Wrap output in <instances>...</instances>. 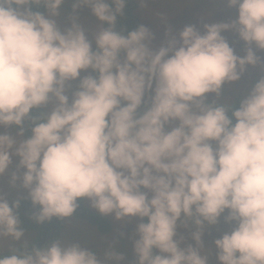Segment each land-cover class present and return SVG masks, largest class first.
<instances>
[{"label": "clouds", "instance_id": "clouds-1", "mask_svg": "<svg viewBox=\"0 0 264 264\" xmlns=\"http://www.w3.org/2000/svg\"><path fill=\"white\" fill-rule=\"evenodd\" d=\"M67 2L61 26L66 0H0V176L30 218H70L87 199L136 218L134 264H264V0H222L235 17L202 30L168 24L194 0ZM129 5L155 27L123 25ZM249 67L260 75L241 98L225 94ZM19 204L0 193V264H126L115 241L30 246Z\"/></svg>", "mask_w": 264, "mask_h": 264}, {"label": "rangeland", "instance_id": "rangeland-1", "mask_svg": "<svg viewBox=\"0 0 264 264\" xmlns=\"http://www.w3.org/2000/svg\"><path fill=\"white\" fill-rule=\"evenodd\" d=\"M70 3L67 2L61 5L60 15L57 18L61 26H64L67 21L66 17L70 12ZM170 15L168 24L169 26L180 29L185 24L192 23L196 24L202 30L203 23H210L214 21L228 20L229 18H234L236 15L235 9L227 8L222 0H194L190 5H185L183 7H178L173 9L169 6L168 9ZM174 12V14H172ZM210 12L211 15H206L205 13ZM81 15H90L87 9H82L80 11ZM134 14L137 17L139 23H145L149 26H153L151 21L144 19L138 10H134ZM203 16V18H201ZM155 27V26H153ZM162 27L158 28L157 39L162 36ZM228 42L234 47V50L238 55H243L244 44L238 39L235 33L231 31H226L222 33ZM260 72L258 68L249 67L247 71L241 76L240 80L234 82L231 88H225L224 93L231 95L233 99L239 100L241 96L246 92V90L251 86V84L259 77ZM9 131H14V129H9ZM15 158L13 160V166L15 165ZM10 168L9 171L12 170ZM9 174L6 172L4 176H0V193L6 195V198L11 200L20 198V201L26 199V193L21 188H13L8 184ZM83 204L90 210L92 214L101 216L104 220L108 221L109 230L102 231L98 225L92 224L86 219L78 217H70L63 219V229L59 234L61 239H67L69 241L76 242H87L88 247H103L108 242L115 241V245L120 252H123L126 258V264H134V254L132 250V239L135 229V224L137 223L136 218L125 221H116L111 215L102 216L94 208H92L87 199H83ZM219 230V231H218ZM227 230V225L221 220L216 226L210 227L206 230L205 234V244L211 245L212 238L219 236L221 232ZM183 232L184 230L181 229ZM123 232V237L120 233ZM38 237V233L34 228H24V240H27L29 245L35 244ZM4 254L8 253V246L5 245L0 248ZM210 264H215L214 256L210 257Z\"/></svg>", "mask_w": 264, "mask_h": 264}, {"label": "trees", "instance_id": "trees-1", "mask_svg": "<svg viewBox=\"0 0 264 264\" xmlns=\"http://www.w3.org/2000/svg\"><path fill=\"white\" fill-rule=\"evenodd\" d=\"M135 7L129 5L125 9V17L121 22L123 25H130L139 23L136 15L134 14ZM29 133L28 128L26 126L25 135L27 136ZM18 216L21 220V227L23 228H34L38 237L35 242L36 246H40L44 244L47 240H49L53 234L61 233L63 229V219L52 218L51 220L43 223L36 224L30 217L35 209L33 208L30 200L23 199L20 201L19 207L16 209ZM72 217H78L82 219H86L92 224L98 225L102 231H108L109 225L108 221L104 220L101 216L92 214L90 210L83 204V199L78 201V207L73 213ZM6 253L5 255H7Z\"/></svg>", "mask_w": 264, "mask_h": 264}]
</instances>
